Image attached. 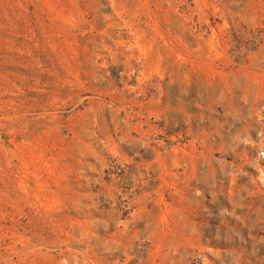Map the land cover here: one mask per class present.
Wrapping results in <instances>:
<instances>
[{
    "label": "rangeland",
    "instance_id": "rangeland-1",
    "mask_svg": "<svg viewBox=\"0 0 264 264\" xmlns=\"http://www.w3.org/2000/svg\"><path fill=\"white\" fill-rule=\"evenodd\" d=\"M264 0H0V264H264Z\"/></svg>",
    "mask_w": 264,
    "mask_h": 264
},
{
    "label": "built area",
    "instance_id": "built-area-1",
    "mask_svg": "<svg viewBox=\"0 0 264 264\" xmlns=\"http://www.w3.org/2000/svg\"><path fill=\"white\" fill-rule=\"evenodd\" d=\"M262 155L264 156V153H262Z\"/></svg>",
    "mask_w": 264,
    "mask_h": 264
}]
</instances>
